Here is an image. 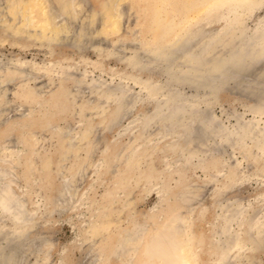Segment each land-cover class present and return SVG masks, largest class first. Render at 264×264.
<instances>
[{
	"label": "bare ground",
	"instance_id": "6f19581e",
	"mask_svg": "<svg viewBox=\"0 0 264 264\" xmlns=\"http://www.w3.org/2000/svg\"><path fill=\"white\" fill-rule=\"evenodd\" d=\"M72 1H70L71 10L69 9L71 19H69L70 21L68 20V22L66 21L68 24L78 16L77 7L75 6L77 1ZM229 1L230 0H222V4L227 5H221L218 12L211 13L208 11L206 16L202 17L200 21L194 22L193 24L188 23L177 35L171 37L170 41L164 42L161 45L156 42L153 45L146 44V47H144V42H142L140 38L130 40L129 43H124L123 41V43L115 46L105 41L96 45L94 38L96 36L95 32H98V30L94 32L93 27L96 24L95 21L99 20L97 16L92 20L93 23L95 22L93 26L92 21L89 22V19L87 23L84 22L80 33H73L75 29L72 30L70 25L66 26V23H64L65 26L63 25V28H65L62 31L59 33L50 32L51 34L49 36L47 35L49 39L58 40L59 42L60 40L72 39L74 43H79L83 40V43H80L81 46L99 51L101 55H115L119 56L122 60L128 61L123 69H121L122 76L118 82L106 83L101 80L103 82H99L97 85L93 84V82L89 84L90 86L86 93L88 96L94 94V91H96L98 95L100 94L103 96H101L100 101L97 102L87 97L84 106H81L82 109L76 107V110H78L75 115L77 121L86 122L89 125L92 124L93 119H89L88 110L96 106L98 102H101L99 104L107 105V114L109 116H111L110 114L112 112H116L117 109L126 112L128 108V99L131 95V90L128 85L130 81L139 85L143 92L142 98L140 100L138 99L139 101H136L137 104L134 105L139 108V113L136 114L128 125L124 126L115 139H108L102 144L103 156L94 161V166L96 172H103L106 163L108 164L112 159L110 154L104 155V153L114 146L122 148V151L127 148H133L129 161L124 164L125 166L127 165L126 168L123 169L124 166H122L118 174L110 178L112 181H110V179L104 180V182L107 181L110 183V187L106 193L110 194V196L115 199L119 198L120 194H123L125 197L124 199H126L124 203H116L115 199H112L115 203V210H120L121 207V209H123L131 202L126 190L127 186L131 183L134 184L140 181V189L146 190L147 188H154L155 186L160 188L159 200L152 209L143 213L133 211V213L124 218L121 223L117 222L116 231L119 234V239L113 245L110 254H107L104 248L109 235L101 236V239L99 238L100 240L95 242V240H93V235H96V233H94L91 225L87 226L86 236L87 239L90 238L88 240L89 242H87V248L89 254H92L95 264H109L107 257L110 255L116 256V258L123 263L135 264L137 257L136 253L138 252L141 253L147 264H163L165 262V264H169L171 261H174V264H178L179 262H184V264H199L197 252L204 248L202 246L204 244H202V240L200 241L198 239L197 241L194 232L191 230L195 219L194 214L198 212L197 215H199L201 211L204 213L207 207L205 204L203 205V203H198L197 207H194L195 210L200 209V211L196 210V212L193 210L194 208L191 209L192 203L197 200L196 196H194V190H197V186L199 187L200 184H193L189 182L190 180L187 178L189 173L197 167L203 169L212 167L217 174L223 177L213 190L210 191L211 194L209 198L212 201L214 218H212L209 223H206V229L212 232V241L215 249V255H213V253L211 254L213 258L217 256L219 260L221 259L222 264H246V260L243 259L246 257L244 251L246 249L253 250L256 239L251 236L253 238L252 241L250 236L247 238V235H244L246 228L252 227V224L255 227L257 224L258 228H263L264 230L263 210L261 211L252 207L253 204H250V207L246 206L247 209L246 207L240 208V204L238 203L240 201H234L235 199L233 200V198H231L233 201L227 200L230 194L234 192L236 184H238L241 179L248 180V177L259 176L264 187V127H261L262 124L260 125L259 121L253 120L244 122L241 115L235 112L236 108L233 104H243L247 111L254 114L256 119L259 116H264V99L262 98L264 97V72L263 70H260V72L257 70L259 72L258 75L255 74L257 71H253L254 69L250 71L244 68L246 66L248 67L251 63L253 64L256 55L260 56L262 54L264 56V17L254 28L256 30L254 31L253 29V36H251V32H249L252 29L246 26L241 27L239 21L244 13H252L258 5L264 3V0ZM118 10L116 9V11ZM92 12L93 11L90 13ZM52 13L53 22H60V20H63V17L60 18V16H58L61 14L56 11L55 8L52 9ZM57 13L59 14L57 15ZM65 13L66 12H64V14ZM67 18L70 17L67 16ZM67 18L65 20H67ZM75 22L73 21V23ZM206 22H211L214 25L217 24L218 27L213 30H207V28H205ZM99 32H101V30ZM140 32L141 29L136 32L135 36L138 37L139 35L137 34H140ZM223 47L227 48V51L224 52V50H222ZM3 62L4 63L0 62V108L4 109L7 104H9V99L6 101L7 87L14 81V77L21 78V83H23V80L25 82V80L28 79L30 73L28 74L25 68L27 62L23 60L19 59V61L16 62ZM58 64L59 65L55 63L49 64V67L55 68L56 70L53 76L54 81L51 82L50 89H47L48 91H45V88L42 87H30L29 85L23 88L24 91H29V93H35L37 97L39 96L36 107L28 105L27 112L18 116L13 122L4 121L3 126H5V123L15 124L19 120H25L29 118L35 110L40 111L39 107H46L47 103L44 101V98H42L45 93H52L59 89L65 91L69 98L71 97V92L68 91L67 88L68 85L63 81H66L70 85L78 84L87 76V73L84 72L82 75L78 73L77 75L76 69L78 68L60 65V63ZM239 65L246 66L240 68ZM156 67L163 70L164 79L148 74L149 71L152 69L154 70ZM143 68L145 71H143ZM15 69L18 70L16 72L18 76L15 75L13 77L14 79L11 80L8 78V75L12 74ZM165 78H167V81L172 80L173 83L169 84L165 82ZM21 83L19 86H21ZM185 85H191L194 88L193 92L190 94L185 93L183 89ZM224 88H229V93H231V111L229 110V113L231 115L236 113L234 115L237 121L236 125L233 127L222 126L216 119L217 116L214 117L210 114L212 106L221 101L219 91ZM251 89H256V91L259 92L262 91L261 94L263 93V96L261 97L260 95L261 98L256 101L242 97L244 93L252 91ZM256 91H253V93ZM152 103L153 105H151ZM202 104L206 106L204 112L200 111V109H202ZM19 105L23 106V103ZM48 106L50 105L48 104ZM130 106L132 105L130 104ZM84 110L87 111L81 114ZM2 113L4 114V112ZM2 113L0 116L3 115ZM117 113L119 114V112ZM112 117V123L117 121V117ZM64 120L67 121L68 118ZM167 121L170 122L168 126L169 129L166 127L168 130L165 129V123ZM68 123V121L64 123V127H56V135L54 138L58 141L62 139L67 140V145H69L72 150L73 146H71L69 142L74 129L70 130V125ZM196 123H198L199 126L201 125L200 127L203 126V128H205V135L201 132L204 138H206L207 135H210L209 137L213 136L215 138H220L223 144H228L233 150L239 151V154H242L244 159L249 163V172L240 170V165L237 162L232 161L233 163H230L222 153L207 151L205 155H200L192 149L184 152V148L187 144L191 143L190 140L193 138L194 134L200 131ZM154 124H158L159 128L153 133L151 132V127ZM195 127L197 130H195ZM94 132L95 129L93 134ZM124 134L132 136L129 141L131 142L130 144H127L128 141H123L121 137H118ZM7 142H9V140H6L5 143ZM20 143L23 145V141ZM189 147H192V143ZM150 154H152V157L155 155L156 161H154L155 159L152 160L153 158H150L152 161L148 159ZM20 155L22 154L18 150L12 152V156L15 158ZM11 171L8 167V160H6V157L0 158V218H3V220L9 219L12 222L13 233L17 240L15 241L16 243L8 245L5 249L2 247L0 248V256L2 258L0 264H24L23 261L25 259L23 257L25 256L23 254V248L25 246H27L25 250L34 253L38 252L42 255L39 262L36 264H49V245L47 243L41 244L38 243L37 240H33L32 243L30 241L26 242L27 240L25 238H28L26 234H28V232L31 234V231L33 232L35 229L33 219L31 218L32 211L27 203L28 198L23 197V195H18L13 188L15 179ZM146 172L155 173L153 177L142 180L141 177L146 174ZM118 175L120 177L123 175L127 177L125 186H120V188H118ZM207 177L206 175V178ZM262 197L264 201V191ZM74 199L75 198H73V200ZM98 201L101 200H95L97 204ZM95 202L92 206L95 210L91 215V220L93 221H96V217L100 216L99 213L108 209L107 206L110 203L109 200L102 202L101 205H97ZM72 203H74V201ZM59 204L60 203H58V205ZM119 204L121 206H119ZM172 204L173 207L182 205L181 210L177 209L173 211L166 220L161 223L166 210L170 208ZM68 206H70V204ZM218 209H221V211L217 212ZM187 213L189 215L186 217ZM139 217L143 220L138 221L137 219ZM93 223L94 222H92V224ZM24 239L26 240L25 242ZM184 239L187 241L184 242ZM232 249H234V252L237 254L234 260L238 263H235L232 259V255H229ZM132 252L135 253L133 254ZM169 254L172 256L171 259H168L170 260L168 262L165 257L167 255L169 256ZM19 260L20 262H18ZM258 262H256V264ZM260 262H262V260ZM60 264L64 263L61 262Z\"/></svg>",
	"mask_w": 264,
	"mask_h": 264
},
{
	"label": "rangeland",
	"instance_id": "374dc122",
	"mask_svg": "<svg viewBox=\"0 0 264 264\" xmlns=\"http://www.w3.org/2000/svg\"><path fill=\"white\" fill-rule=\"evenodd\" d=\"M70 1L72 0H0V62H16L19 61V59L23 60L27 62L25 68L28 74L30 73L28 79H26L25 82L23 80V83H21V78L14 77L18 70L15 69L12 74L8 75L9 79H15L7 87L6 101L9 99V104H7L4 109L0 108V114L4 112V114L2 113L3 117L0 116V158L6 157V160H8V167L10 171L13 170L11 173L14 174L13 177L15 179L13 188L18 195H23V197L28 198L27 203L32 211L31 218L35 226L33 230L34 233L32 231L31 234L28 232V234H26L28 238H25L27 241L24 239V242L30 241L32 243L33 240H37V242L41 244L47 243L49 245V264H60L61 262L64 264H95L92 254H89L87 248V242H89L88 240L90 238L87 239L86 227L89 225L92 226L94 233H96V235H93V240H95V242L100 240L101 236L109 235L104 248L106 253L110 254L113 245L119 239V234L116 231L117 222L121 223V221L133 213V211L143 213L152 209L159 200L160 188L155 186L154 188L143 190L139 188L141 183L138 181L137 183H131L127 186L126 190L131 200L130 204H127L123 209L119 207L120 210L116 209V211L115 203L112 201V199L115 198H112L110 194L106 193L110 187V183L107 181L104 182V180H108L118 174L122 166H124L123 169L126 168L127 165L125 166L124 164L129 161L133 148H127L122 151V148L114 146L104 153V155L110 154L112 159L108 164L106 163L103 172H96L94 166V161L103 156L102 144L108 139H115L124 126L128 125L136 114L139 113V108L134 105L137 104L136 101L142 98L143 92L139 85L130 81L128 85L131 90V95L128 99L129 109L127 108L126 112L117 109L116 112H112L110 114L111 116H109L107 114V105L99 104L101 102H98L96 106L88 110L89 119H93L92 124L89 125L86 122L77 121L75 115L78 110L76 109H82L81 106H84L87 97L97 102L100 101L101 96H103L100 94L99 96L96 91H94V94L88 96L86 93L88 92L89 84L93 82V84L97 85L99 82L103 81L106 83L118 82L122 76L121 69H123L128 61L122 60L119 56L115 55H101L99 51L81 46L80 43H83V40L79 43L77 42L78 44L74 43L72 39L60 40L59 42L58 40L49 39L47 35L49 36L52 32L59 33L62 31L65 28H63V25L65 26L64 23H66V26L70 25L72 30L75 29L73 33H80L84 22L87 23L88 19L89 22H91L97 16L99 20L95 21L96 26L94 25L95 22L93 23L92 21V26L94 25L93 31L95 32V30H98L99 32L101 30L99 33L95 32L96 36L94 40L96 45L105 41L115 46L123 43V41L124 43H129L130 40L136 38H140V40L144 42V47H146V44L153 45L156 42L161 45L164 42L170 41L171 37L177 35L188 23L193 24L194 22H198L202 17L206 16L208 11L211 13L218 12L221 5L226 6L227 4H222V0H75L77 1L75 6L77 7L78 16L75 19L76 22L73 20L75 23L72 21L68 24V20L71 19L69 11V9L71 10ZM237 1L239 0H230L229 2ZM53 8L61 14L58 15L59 13H57L60 18L63 17V20H60V22H53ZM116 9L119 10L116 11ZM91 11L93 12L90 13ZM64 12L66 13L64 14ZM245 14L247 15L248 13H244V16L242 15L243 18L241 17L242 19L240 18L239 20L240 26H246L252 29L249 32H251L250 35L253 36V29L264 17V3L258 5V7L247 16ZM67 16L70 18H67ZM66 18L67 20H65ZM217 27V24L214 25L211 22H206L205 28H207V30H213ZM140 29V34H137L139 36H135L136 32ZM255 30L256 29H254V31ZM222 50L225 52L227 48L223 47ZM50 63H55L57 65L60 63V65L78 68L76 69L77 75L78 73L82 75L86 72L87 76L78 84L70 85L66 81H63L68 85V91L71 92L70 98L65 91L59 89L52 93H45L42 98H44V101L47 103L46 107H39L40 111L35 110L33 114L25 120H19L15 124L5 123V126H3L4 121L13 122L18 116L27 112L28 105L36 107L39 96L37 97L35 93L32 94L29 93V91H24L23 88L29 85L30 87L45 88V91L50 89L51 82L54 81V71L56 70L55 68L49 67ZM250 65L251 69L246 65H244L246 67L243 65L239 66L240 68L244 67L250 71L254 69L253 71L258 70L260 72V70H263L264 72V56L262 54L260 56L256 55L253 64L251 63ZM183 66L185 67L184 64ZM143 71H145L144 68ZM258 71L257 73L255 72V74L259 75ZM163 73V70L161 68L158 69V67L148 72V74H152V76H156L157 78H163ZM165 82L169 84L173 83L172 80L167 81V78H165ZM20 83L21 86H19ZM183 89L185 93L190 94L193 92L194 88L191 85H185ZM253 91H256V89L244 93L242 97L256 101L263 96V93L261 94L262 91H256L254 93ZM229 92V88H224L219 91L221 101L212 106L210 114L214 117L217 116L216 119L222 126L233 127L236 125L237 118H235L236 116L234 114L238 113L241 115L244 122L253 120L259 121L260 125L262 124L261 127H264V116H259L256 119L254 114L247 111L243 104L233 103L236 108V113H232L233 115H231L229 113V110L231 111V93ZM262 98L264 99V97ZM20 103H23V106H20ZM48 104L50 106H48ZM130 104L132 106H130ZM151 105H153V103ZM201 106L202 109H204H200V111L204 112L206 106L205 104ZM85 111L87 110H84L81 114L85 113ZM117 112H119V114ZM112 116L117 117V121L114 123L111 122ZM65 118H68L67 121L70 125L69 129H74L69 142L70 145L73 146L72 150L71 147L67 145V140L62 139L58 141L54 138L56 135V127H64V123L67 122L64 120ZM169 124V121L165 123V129L166 127L169 129ZM197 124L198 123H196V125ZM200 126L198 124L197 127L200 131H197L190 140L193 148L189 147L191 143L187 144L184 150L182 149L184 152L192 149L200 155H205L207 151L222 153L230 163L232 161L237 162L240 165V170L249 172V163L244 159L242 154H239V151L233 150L228 144H223L220 138H215L213 136L209 137L210 135L204 138L203 136L206 130L203 126ZM158 128L159 125L154 124L151 127L152 131L151 129L150 131L154 133ZM94 129L95 132L93 134ZM195 130H197L196 127ZM201 132L204 133V135ZM118 137H121L123 141H128L127 144L131 143L129 141L132 136L129 134L120 135ZM6 140H9V142L5 143ZM21 141H23V145H21ZM16 150L20 151L22 155L15 158L12 156V152ZM151 155L152 154L149 155L148 159L153 158L152 160L155 159L154 161H156L155 155H153V157ZM154 173L146 172L141 178L142 180L148 179L149 177H153ZM206 175L208 176L207 178ZM187 178L190 180L189 182L193 184H200L199 187L196 185L197 190H194V196H196L197 200L192 203L193 207L191 206V209L194 208L193 210L196 211L197 209L195 210V207H197L198 203H203V205L205 204L207 207H205L204 213L201 211L199 215H197V211H200V209L196 211L197 213L194 214L195 219L191 230L194 232L197 241L198 239L200 241L202 240V244H204L202 245L204 248L197 252L199 257L198 262L199 264H222L221 259L219 260L217 256V258H213V255H215L212 241L213 237L212 232L207 231L206 223H209L210 220L214 218L212 201L209 199L211 194L210 191L213 190L223 177L217 174L212 167L207 169L197 167L189 173ZM248 178V180L241 179L239 183L236 184L235 189L233 188L234 192L228 197L230 200H227L233 201L235 199L234 201H240L238 202L240 208H245L246 206L250 207L253 204L252 207L261 211L263 210L262 213H264V201L262 200L264 187L262 185V180L259 176H251ZM126 180L127 177H125V175L119 176L118 188H120V186H125ZM110 181L112 180L110 179ZM73 198L75 199L73 200ZM119 198L115 199L116 203H124L126 200L123 194H120ZM231 198H233V200ZM96 199L101 201H98L97 204V202H95ZM108 200L110 201L107 206L108 209L99 213L100 216L96 217V221L91 220V215L95 210L94 207H92L94 202L97 205H101L102 202ZM70 201L71 203L74 201V203L71 204ZM58 203L61 205H58ZM69 204L70 206H68ZM119 206L121 205L119 204ZM181 206L182 205L173 207L172 204L171 207L166 210L161 223L164 222L173 211L177 209L181 210ZM220 211L221 209L217 210V212ZM187 215L189 214L187 213L186 217ZM137 220L142 221L143 219L139 217ZM92 222L94 223L92 224ZM246 230L244 235H247V238L253 236V238L255 237L256 239L254 238L255 246L253 250L246 249L244 251L246 257L243 259L246 260V264H253L254 261V264L258 261L257 264H264V236H259L264 235L263 228H258L257 224L254 227L252 224V227H247ZM15 241L17 240L13 233L12 222L9 219L3 220V218H0V248L2 247L5 249L8 245L16 243ZM183 241L185 242L187 240L184 239ZM26 247L27 246L23 248V254L25 256L23 257L25 259L23 261L24 264L38 263L42 255L38 252L34 253L27 251L25 250ZM132 253L134 254L135 252ZM212 253L213 255H211ZM229 255H232L233 260L237 257L234 249L231 250ZM136 256L135 264H147L140 252L136 253ZM171 256L172 255L169 254L165 259L169 262L170 260L168 259H171ZM107 258L109 264H126L125 262L119 261L118 258L113 255ZM1 260L2 258L0 256V262ZM261 260L262 262H260ZM18 262H20V260ZM234 262L238 263L236 260H234ZM169 264H174V261H171ZM178 264H184V262H179Z\"/></svg>",
	"mask_w": 264,
	"mask_h": 264
}]
</instances>
